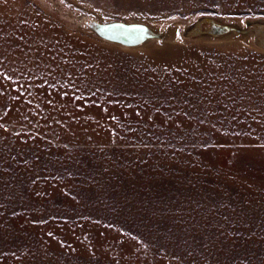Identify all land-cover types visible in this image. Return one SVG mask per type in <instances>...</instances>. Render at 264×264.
<instances>
[{
    "label": "rangeland",
    "instance_id": "rangeland-1",
    "mask_svg": "<svg viewBox=\"0 0 264 264\" xmlns=\"http://www.w3.org/2000/svg\"><path fill=\"white\" fill-rule=\"evenodd\" d=\"M56 1L0 0V264H264V0Z\"/></svg>",
    "mask_w": 264,
    "mask_h": 264
},
{
    "label": "water",
    "instance_id": "water-1",
    "mask_svg": "<svg viewBox=\"0 0 264 264\" xmlns=\"http://www.w3.org/2000/svg\"><path fill=\"white\" fill-rule=\"evenodd\" d=\"M121 25V24H120ZM115 26V25H114ZM107 27H110V26H107ZM123 29H134V30H137L140 32V37H137L136 39L134 40H125V39H122V38H119V37H116L112 34V30H104L103 29V26L101 25H94L93 26V30L95 31V33L101 37L102 39L106 40V41H109V42H112V43H116V44H120V45H123L125 47H135V46H138L142 43H144L145 41L153 38V35L152 33L145 27H142V26H138V25H130V26H119ZM263 29V32H264V24L261 25L259 23H254V24H251L249 25L246 29H245V32H243L244 34H247V33H255L256 36H255V43L257 46H261V47H264V45L262 46L261 45V40L264 41V38L260 39V36H258V32L257 30H260V29ZM242 33V34H243ZM243 34V35H244ZM260 44H258V43Z\"/></svg>",
    "mask_w": 264,
    "mask_h": 264
},
{
    "label": "bare ground",
    "instance_id": "bare-ground-1",
    "mask_svg": "<svg viewBox=\"0 0 264 264\" xmlns=\"http://www.w3.org/2000/svg\"><path fill=\"white\" fill-rule=\"evenodd\" d=\"M55 2L57 3V1L55 0ZM60 7V6H59ZM129 23V22H128ZM254 24L255 22L253 21V22H250L249 23V25L250 24ZM256 23H261V25H263L264 24V22L262 21H260V22H256ZM120 24V23H119ZM110 25V24H109ZM115 25V26H114ZM122 25V24H121ZM120 25V26H121ZM123 26H125V25H123ZM248 26V25H247ZM104 27V26H103ZM114 27H117V28H114ZM112 28V29H111ZM247 27H245L244 29H240L242 32H245V29H246ZM105 29V31L106 30H112V34L114 35V36H116V37H119V38H122V39H125V40H134V39H136L137 37H140V32L139 31H137V30H134V29H123V28H121V27H119L117 24H111V27L109 28V29H106V28H104ZM190 29V28H189ZM230 29H220V33L219 34H222V33H224L225 31H229ZM257 34H258V36H260V39H262V38H264V32H263V29L261 28L260 30H257ZM244 34V33H243ZM153 35V38L155 37L154 36V33L152 34ZM247 37H251L252 39H254L255 38V36H256V34L255 33H252V32H250V33H247V34H245ZM236 37V36H235ZM243 39V38H242ZM261 42V45L263 46L264 45V41L263 40H261L260 41ZM258 43V42H257ZM259 44V43H258ZM117 45H119V46H121L120 44H117ZM260 45V44H259ZM258 47H260V48H262V49H264V47H261V46H258Z\"/></svg>",
    "mask_w": 264,
    "mask_h": 264
}]
</instances>
